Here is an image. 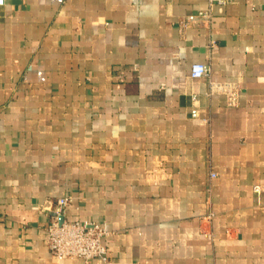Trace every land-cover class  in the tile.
I'll use <instances>...</instances> for the list:
<instances>
[{
    "label": "crops",
    "instance_id": "1",
    "mask_svg": "<svg viewBox=\"0 0 264 264\" xmlns=\"http://www.w3.org/2000/svg\"><path fill=\"white\" fill-rule=\"evenodd\" d=\"M207 7L0 0V264H264V0L181 34ZM62 196L110 230L107 262L53 257Z\"/></svg>",
    "mask_w": 264,
    "mask_h": 264
},
{
    "label": "built area",
    "instance_id": "2",
    "mask_svg": "<svg viewBox=\"0 0 264 264\" xmlns=\"http://www.w3.org/2000/svg\"><path fill=\"white\" fill-rule=\"evenodd\" d=\"M207 1L208 7L206 9L191 12L180 20L181 34L190 27H209L217 13V6H224L231 0ZM210 45L214 46L215 41L211 40ZM190 74L193 78L209 77V94L216 92L223 95L230 106H237L239 104L240 86L233 82L213 80L209 64L193 63ZM215 175V172H212V176ZM254 190L259 193L262 191V187L255 185ZM71 202L72 198L70 196H62L56 202L50 223L46 228L49 251L57 259L80 258L90 261L99 258L107 262L109 260L108 243L111 234L110 230L104 224L96 221L69 220L67 210Z\"/></svg>",
    "mask_w": 264,
    "mask_h": 264
}]
</instances>
